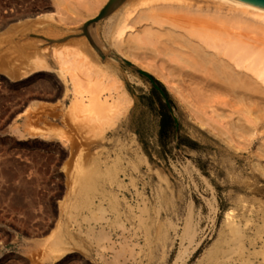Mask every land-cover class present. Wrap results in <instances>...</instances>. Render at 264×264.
I'll return each mask as SVG.
<instances>
[{
	"label": "rangeland",
	"instance_id": "rangeland-1",
	"mask_svg": "<svg viewBox=\"0 0 264 264\" xmlns=\"http://www.w3.org/2000/svg\"><path fill=\"white\" fill-rule=\"evenodd\" d=\"M4 1L0 37L9 35L26 56V50H40L57 38L64 41L78 29V24L73 31L66 28L69 7H61L54 22L66 34L54 37L34 30L30 19H9L25 8ZM40 1L41 12L55 11L47 6L51 0ZM107 23L102 19L94 29L107 60L93 51L107 72L123 81L133 104L103 134L87 132L88 125L69 124L65 109L71 92L58 75L52 46L45 51L51 68L12 78L0 67V264H264V153L258 150V138L246 149L245 138L234 137L232 148L201 127L152 69L141 64L151 61L149 54L133 49V58L115 50L103 33ZM53 106L59 112L47 119L50 123L38 119L42 107ZM46 128H59V134ZM133 146L139 158L135 170ZM120 147L124 185L115 191L130 201L136 187L137 218L129 217L127 206L117 216L108 202L96 214L80 210L76 218L83 228L94 226L92 234L83 233L79 241L67 237L62 256L47 254V244L60 232L74 233L78 227L65 209L72 196L71 175L95 164L116 163ZM84 215L88 219L82 220Z\"/></svg>",
	"mask_w": 264,
	"mask_h": 264
},
{
	"label": "bare ground",
	"instance_id": "bare-ground-1",
	"mask_svg": "<svg viewBox=\"0 0 264 264\" xmlns=\"http://www.w3.org/2000/svg\"><path fill=\"white\" fill-rule=\"evenodd\" d=\"M39 1L5 0L4 5L24 7L9 14V19H30L34 30L54 37L66 34L64 28L54 22L59 9L69 7L72 15L66 28L73 31L72 26L78 24L79 30L74 29L68 37L61 39L64 41L56 42L57 38L49 45L53 49L58 75L69 84L66 91L71 92L65 116L70 119V125L71 122L88 125L87 132L100 131L98 133L101 134L113 127L133 104V97L126 91L123 81L107 72L97 58L96 53L103 61L107 60L101 42L99 44L94 35L99 21L87 27L89 36L83 31L85 23L95 18L110 0H51L47 6L55 11L46 12L40 11ZM105 18L108 23L103 33L115 50L133 58L136 57L133 49H142L143 53L149 54L151 61L146 64L142 60L141 64L150 67L153 74L174 93L191 119L232 148L235 146L234 137L245 138L246 149L258 138L257 149L264 153V15L230 9L227 2L213 0H122ZM4 44L7 45L0 51V67H5L10 77L18 78L35 69L51 68L45 54L49 50L48 45H41L37 51L31 48L30 53L26 50L27 57L25 50H19L9 35L0 37V47ZM16 57H19V63L15 62ZM54 107L41 108L42 111L34 113L39 120L50 123L47 119L59 112L55 113ZM32 115L35 114L31 112L29 116ZM59 128H56L57 132L53 128L46 130L59 134ZM64 134L63 131L61 135ZM114 155L113 162L116 163L103 167L95 164L71 175L72 196L65 206L70 217L76 218L80 210L96 214V210H103L104 203L108 202L116 215L127 206L129 217L137 218L136 175L131 174L135 187L133 200H126L125 196L120 198L115 188H123L124 185L121 178L124 169L118 162L123 158L121 147L115 150ZM130 159L135 170L139 159L135 146L131 148ZM86 219L88 216L84 215L82 220ZM76 221V233H69L67 229L60 232L54 241L47 244V254L60 252L62 256L67 248L64 249L61 243L67 237L79 241L83 233L92 234L94 226L83 228L82 222L77 218ZM231 226L236 231L233 222Z\"/></svg>",
	"mask_w": 264,
	"mask_h": 264
},
{
	"label": "water",
	"instance_id": "water-1",
	"mask_svg": "<svg viewBox=\"0 0 264 264\" xmlns=\"http://www.w3.org/2000/svg\"><path fill=\"white\" fill-rule=\"evenodd\" d=\"M121 1L122 0H110L109 3L101 10V12L95 18L85 23L83 27L84 34L89 36L87 33V27L90 24L96 23L100 21L101 19L105 18ZM213 1L227 2V8H230V9H242V10H246L252 13L264 15V0H213ZM89 39L91 43L93 44V46L95 47V49L103 56L100 48L95 44V42L91 40L90 37ZM141 72L151 78V76L148 73L143 72V71ZM153 82L155 86L159 88L154 80Z\"/></svg>",
	"mask_w": 264,
	"mask_h": 264
},
{
	"label": "trees",
	"instance_id": "trees-1",
	"mask_svg": "<svg viewBox=\"0 0 264 264\" xmlns=\"http://www.w3.org/2000/svg\"><path fill=\"white\" fill-rule=\"evenodd\" d=\"M167 126H168L167 122L163 123V129L166 128Z\"/></svg>",
	"mask_w": 264,
	"mask_h": 264
}]
</instances>
